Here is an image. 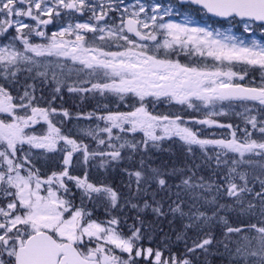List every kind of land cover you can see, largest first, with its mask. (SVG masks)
I'll return each instance as SVG.
<instances>
[{
    "label": "snow or ice",
    "instance_id": "1",
    "mask_svg": "<svg viewBox=\"0 0 264 264\" xmlns=\"http://www.w3.org/2000/svg\"><path fill=\"white\" fill-rule=\"evenodd\" d=\"M193 11L233 26L242 24L243 32L250 35L256 29L264 33V0H174L150 6L138 0L123 8L115 0H0V37H11L0 46V264H195L198 250L207 253L214 238L209 231L189 245L188 230L203 232L212 222L224 224L226 239L245 229L254 231L256 250L249 251L252 238L245 233L241 239L246 244L237 242L236 255L245 264L248 256L259 257L257 264H264V165L259 175L251 177L238 171L240 165L253 163L246 156L264 157V43L237 36L231 28L196 26L189 14ZM117 12L118 22L110 16ZM73 13L87 19L69 22L51 35L44 30L60 18L75 19ZM33 36L46 42H32ZM42 58H55L58 68L64 67L58 61L81 66L77 71L84 78L78 85H67L68 92L115 98V110L106 103L103 114L85 117L97 121L95 127L82 129L95 147L62 132L58 125L63 121L55 117L62 114L67 119L70 113L51 103L40 106L32 85L13 94L21 71L31 73L35 68L37 76L47 79L54 61ZM52 81L54 91L60 93L64 82L55 71ZM159 104L169 106L168 111H159ZM236 107L243 109L236 114L250 125L244 127L242 137L237 136L238 125L214 119L229 116ZM188 110L204 118L185 119ZM193 124L230 129L231 138H201ZM254 133L259 136L254 138ZM173 138L188 146L189 153L198 146L208 159L212 157L207 149H218L214 152L218 166L221 157L234 154L223 184L205 182L203 176L195 182L197 174L191 168L163 171L146 166L144 155ZM135 154L141 155L140 168L121 170L127 173V187L130 192L134 187L136 199L90 179L88 169L97 158L95 166L106 169ZM41 159H57L61 166L48 174L37 166ZM81 167L83 171L77 172ZM174 176L180 177V183H169L168 177ZM253 181L259 182L258 191L249 186ZM153 183L158 191L168 193L175 187L177 199L167 210L155 192L151 201L143 198ZM213 190L210 199L203 195ZM181 191H187L194 202L203 200L212 206L211 215L195 203L185 211L177 202ZM246 195L259 199V219L234 227L220 215L232 205L220 203L219 198L227 196L242 205ZM100 207L105 219L95 215ZM255 207L248 202L249 210ZM128 208L135 210L139 224L127 226L122 220ZM147 210L157 218L171 214L187 219L175 235L177 242H184L183 253L173 250L167 233L158 246H151L154 236L146 234L141 216ZM224 247L228 249L227 244Z\"/></svg>",
    "mask_w": 264,
    "mask_h": 264
},
{
    "label": "trees",
    "instance_id": "2",
    "mask_svg": "<svg viewBox=\"0 0 264 264\" xmlns=\"http://www.w3.org/2000/svg\"><path fill=\"white\" fill-rule=\"evenodd\" d=\"M195 11L191 12L194 13ZM215 24L217 21H213ZM222 25H225L222 23ZM182 61H185V57H180ZM84 75L79 76L76 79H70L64 83V86L61 88L60 93H56L54 91V86H48L45 82L40 79H32V83L34 85V95L36 96V102L40 106L47 107L49 103H51L52 107L57 108L58 110L65 109L70 113V118L65 119L62 114L55 117L56 120L63 121L62 124L58 125L61 127L62 132L70 135L71 138L77 140H83L85 143L90 144L92 147H95V141H92L90 137H86L83 134L82 129H86L89 126L95 127L97 121L89 120L85 117L89 113L95 112L97 115L103 114L105 109L103 107L104 104H109V107L115 110L116 104L114 103V97H105L100 96L99 94H92V93H70L67 90V85H78L79 80L83 79ZM258 79V77H257ZM29 83L31 81H28ZM27 82V83H28ZM44 84V85H43ZM31 85V84H29ZM39 85H43L39 87ZM89 86V85H85ZM25 84L18 82V84L14 85L11 89L13 94L19 92L22 94ZM39 87V88H38ZM32 91V88L29 89ZM53 97L55 99L53 100ZM123 108L124 105H121ZM167 105L159 104L157 106L159 111H168ZM175 107V106H173ZM126 110V109H125ZM243 112V109L240 107H236L232 110V113L229 116H221V117H214V119L218 120L221 123H231L234 127L239 126V130L237 131V136H243V129L244 127H248L250 129V125H245L244 120L241 116L237 115L236 113ZM253 115L256 113L253 112ZM185 119H200L204 118L202 113L195 112L192 110H188L185 112ZM259 119V117H258ZM102 124V122H100ZM192 127L195 130L199 131V135L201 138H208V139H219V138H231L230 137V129L227 128H218V127H208L199 124H193ZM38 129L41 126L37 127ZM140 134H137L139 136ZM259 133H254V138L258 137ZM186 145H184L181 141L177 138H173L172 140H166L161 142V147L159 149L152 148L150 149L145 155V165L158 167L163 171H170L173 168H180V169H188L191 168L193 171L196 172L197 176L195 178V182H199V177L203 176L205 182H215L217 184H223L224 176L227 174L228 168L231 167V158L234 154L229 153L227 156L221 157L222 163L218 166L216 164V157L214 155L215 151H219L218 149H213L209 147L207 149L208 155L211 156V159H208L207 156L199 149L198 146H193L194 151L193 153H189L187 151ZM77 156L80 154H76ZM239 159V157H236ZM76 159V157H75ZM140 154L133 155L131 160H124L120 163V165L113 168L109 166L108 168H99L96 165L97 161L91 162L92 166L89 167V177L91 180L95 182L104 181L105 183L110 184L115 190L122 193L125 197H130L136 199L134 196V187L133 191L130 192L129 188L127 187L128 184V176L127 173L122 171V168H128L129 170H138L140 168ZM245 159H250L253 161L251 164H242L240 165L238 171H245L249 173V176L252 175H259L262 171L261 165H264V157L261 156H246ZM223 160H229L228 164H224ZM58 170V169H57ZM83 168L81 171L82 172ZM78 172V171H77ZM191 174V173H187ZM168 181L170 184L175 185L180 183V177H168ZM237 183H241L239 180L236 181ZM253 187L254 191H258L260 188L258 181H253L249 185ZM75 191V190H74ZM175 187H173L172 192H163L157 190V185L153 183L151 187L148 189V194L144 195V199L151 201L152 193L155 192L157 200H163L165 204V210H167V206L171 204L174 200H176L175 196ZM200 192L202 190L197 189L194 190ZM215 192L211 193H203V195L207 196L209 199ZM220 203H225L228 205H232L230 209H226L220 212V215L224 216L228 223L232 226H241L247 225L249 223H254L259 219V212H260V202L258 198H253L251 195H246L244 203L242 205L234 204L232 198L227 196L220 197ZM251 201L256 207L254 209L249 210L247 208L248 202ZM181 203V207L188 211L189 204L195 203L196 207L200 209V211L207 212L208 215H211L214 208L212 206L204 205L203 200L193 201L192 197L189 195L187 191H181V196L179 201ZM141 206L143 201H140ZM244 209V211H242ZM195 211V209H193ZM255 212L256 215H252V212ZM96 216L105 219L104 209L102 207L98 208ZM141 216L144 219V229L146 230V234H151L154 236V239L151 242V246L156 247L159 244L160 237L167 233L172 238L173 250L178 253H183L185 251L184 242L180 241L177 242L175 240L176 232L183 230L184 223L187 222V219H181L179 216L175 218L169 214L166 217L157 218L152 214L150 210L141 213ZM121 218L123 221H126L127 226H131L134 222L139 224V220H136V212L134 209H125V212L121 214ZM127 231V226L122 225ZM163 230L162 232L160 230ZM211 231L214 242L212 245L209 246V251L207 253L200 252L198 250V258H194L195 264H245V260L241 258L239 255H236V248L237 242L241 245L246 244V241L241 239V236L245 233L252 238L251 239V246L249 251L256 250L257 248V240L254 238L256 237V233L254 231H249L245 229V233L236 234L232 233L229 234L231 239L225 238V226L222 222H212L208 227H205L203 232L197 229H189L188 230V244L191 245L192 240L197 238H203V236ZM145 246H149V241L146 239L143 241ZM228 245V249L226 250L224 245ZM235 256V258H234ZM259 257L248 256L247 257V264H257Z\"/></svg>",
    "mask_w": 264,
    "mask_h": 264
},
{
    "label": "rangeland",
    "instance_id": "3",
    "mask_svg": "<svg viewBox=\"0 0 264 264\" xmlns=\"http://www.w3.org/2000/svg\"><path fill=\"white\" fill-rule=\"evenodd\" d=\"M138 2V0H115L116 4H120L121 8H123L124 6H129L131 7L132 5H136ZM140 3H144L145 5H153L156 3L165 5L168 4L170 2H172V0H139ZM191 16L192 14L189 13ZM73 16L75 17V19H70L68 17H64V18H60L58 19L56 22H54L53 24H50L47 26L46 29H44L48 35H51V32L53 31H59L61 30L63 27H66L67 24L69 22L75 23V22H84L87 19V15L82 16L83 19H78L77 15L73 13ZM110 16L116 18L117 22H118V17H119V12L114 13V14H110ZM200 20H204L206 17H203L201 14H199ZM193 21H194V25L196 26H201V27H208L211 26L213 28H220L222 31L228 30L229 28L232 29V31L237 35V36H243L245 39H252L255 38L258 41L264 43V33L261 32V30L256 29L254 35H250L249 33H244L243 32V25L242 24H236L235 26H233L232 24H229L226 22L225 26H217V25H212V24H207V25H201L198 23V20L196 17L192 16ZM172 19L179 21L180 19H182V17H177V16H173ZM27 31V30H25ZM92 34L89 33L88 36H91ZM38 38V40L40 41V43H45L46 40L42 39L40 37H36ZM8 41H10V39H8ZM9 43V42H7ZM3 46V45H2ZM182 57V56H181ZM48 59H52L54 61L53 66L49 69L48 71V76L47 79L43 78V77H39L36 75V72L38 71L37 69L33 68V71L31 73L26 72V71H21L18 74V79L21 80L22 84L31 81L30 83L28 82L27 85L31 84L33 87V83H32V79H36V78H40L42 79L46 85L48 86H54L55 82L52 81V74L53 71H55L56 75H57V79L63 81L64 83L67 82L70 79H76L81 75H84V73H78V69L81 67L78 64H72L71 61H58V63H61L64 65L63 68H58L55 67V63H57V61H55V58H42L43 60H48ZM22 68L27 67L25 65L21 66ZM39 71H43V68L39 69ZM44 85V84H43ZM43 85H39V87H42ZM38 87V88H39ZM41 126V127H46L44 125H37L36 127ZM50 157L55 156L56 154H48ZM37 166L41 167L45 172H47L48 174H51L50 172L53 170H57L61 165L58 162L57 159H49V160H38L37 162ZM81 168H77L76 171H81Z\"/></svg>",
    "mask_w": 264,
    "mask_h": 264
},
{
    "label": "flooded vegetation",
    "instance_id": "4",
    "mask_svg": "<svg viewBox=\"0 0 264 264\" xmlns=\"http://www.w3.org/2000/svg\"><path fill=\"white\" fill-rule=\"evenodd\" d=\"M11 31H13V30H10V32H11ZM9 37H10V36H9ZM4 39H5V38H3V37H0V40H4Z\"/></svg>",
    "mask_w": 264,
    "mask_h": 264
},
{
    "label": "water",
    "instance_id": "5",
    "mask_svg": "<svg viewBox=\"0 0 264 264\" xmlns=\"http://www.w3.org/2000/svg\"><path fill=\"white\" fill-rule=\"evenodd\" d=\"M209 17H211L210 15H208ZM211 18H214V19H217V18H215V17H211ZM218 20V19H217ZM220 21V20H219Z\"/></svg>",
    "mask_w": 264,
    "mask_h": 264
}]
</instances>
